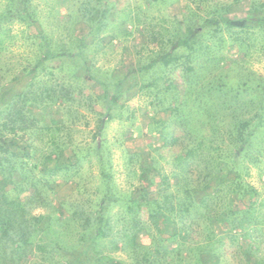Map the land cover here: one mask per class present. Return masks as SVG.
<instances>
[{"label":"rangeland","instance_id":"rangeland-1","mask_svg":"<svg viewBox=\"0 0 264 264\" xmlns=\"http://www.w3.org/2000/svg\"><path fill=\"white\" fill-rule=\"evenodd\" d=\"M260 2L264 3V0H29L34 15L32 22H1L0 95L4 98L0 99V131L4 115L12 103L22 104L20 97L16 96L20 91L27 88L47 90L53 98L56 93L65 98L25 107L36 120L37 130L32 135H38L31 138L38 151L28 160V165L34 162L38 166L25 171L37 181L46 199V204L34 207L31 214L56 216L59 209L68 217L80 210L94 216L93 206L102 195L99 190L100 165L96 154L92 149L88 150L93 146L95 135L101 136L105 148L103 153L108 155L106 171L110 174L113 191L136 196L145 187L150 198L156 199L162 207L168 205V199H172L176 191L172 158L175 153L190 147L188 129L175 118L176 106L162 109L156 104L150 92L154 85L143 89L140 86L151 79L159 87L171 84L184 75L188 63L182 57L164 67L157 65L146 73L137 72L135 68L154 55L170 33L181 25L184 28V15L188 12L193 13L200 23L224 16L238 19L249 13L252 3L257 5ZM9 4L10 0H0V13ZM86 8L88 14L85 13ZM251 13L264 17V7H258ZM123 20L131 29L127 35H124ZM197 41L201 43V57L197 64H201L204 56L217 58L216 64L205 63L204 69L201 68L204 73H211L206 78L218 77V60L224 69L233 60L234 75L238 71L253 78L264 77V30L258 26L237 28L225 24L212 25L197 36ZM241 43L244 50L238 49ZM47 48L51 51H70L74 55L44 60L37 73L25 74V66L33 65ZM78 51L83 54L76 55ZM96 78L122 79L123 95L113 105V118L110 120L103 117V86L96 82ZM214 102H218V98ZM216 115L225 121L224 125L232 120L224 110ZM248 115L253 117L254 110L245 114ZM19 135L30 134L22 132ZM56 140L68 142L59 154L61 159H69L70 162L72 149L79 150L82 156L68 170L49 174L48 168L56 164ZM254 142V148L243 161V179L258 193L257 219L264 221V133ZM45 180L47 183H44ZM207 188L213 189V183ZM203 193L205 190H200L198 195ZM231 200L233 204L238 203L236 199ZM124 212L118 203L109 208L112 219ZM136 218L140 221L138 224L146 226L148 231V234H139L138 241L153 242L150 246L154 249L158 245L156 239L167 233L153 227L146 211ZM227 222L217 208L212 214V224L217 238L218 234L223 236V243L219 263L217 259L215 264H257V261H262L264 232L255 233L251 242L236 232L237 238L233 241L231 234L235 230L229 232ZM54 224L56 230V222ZM201 230L199 227L194 234L195 243L204 239ZM69 231L74 240L79 236L81 227L71 225ZM35 235V240L41 236L39 241L51 249L52 243L48 242L50 236L46 238L40 230ZM171 245L174 247L176 242ZM103 251L105 264H132L131 249H113L104 244ZM140 252L137 254L140 255ZM66 255L68 259L77 258L83 263L92 252L79 245L73 251H67ZM190 255L187 254L185 260L196 264ZM56 258V251H35L25 264H52ZM151 258L154 261L158 259L159 264H175L170 253L155 254ZM203 259L205 264L209 263L208 255L204 254Z\"/></svg>","mask_w":264,"mask_h":264},{"label":"trees","instance_id":"trees-1","mask_svg":"<svg viewBox=\"0 0 264 264\" xmlns=\"http://www.w3.org/2000/svg\"><path fill=\"white\" fill-rule=\"evenodd\" d=\"M151 1L157 0H149ZM258 7L263 8L264 3H252L249 13L242 18L224 16L203 20L201 23L193 13L188 12L184 15L185 29L181 25L178 30L170 33L167 41L160 43L157 52L135 68L137 72L146 73L157 65L164 67L182 57H185L188 63L184 75L171 84L159 87L157 82L151 79L140 86L143 89L154 85L150 92L162 109L170 105L176 106L175 118L181 120V124L188 129L187 137L189 144L191 143L190 147L175 153L172 158L176 191L164 207L156 199L149 197L145 187L136 196L113 191L110 174L106 171L109 166L108 155L103 153L105 148L101 136L95 135L93 146L88 150L92 149L100 165L99 190L102 195L93 206L94 216L80 210L68 217L59 209L56 216L31 214L30 211L34 207L45 205L46 199L37 181L31 179L25 171L38 166L34 162L28 165V160L38 151L31 138L38 135H32L33 131L37 130L36 120L25 107L32 103L40 105L55 98L59 101L65 98L57 93L53 98L47 90L44 92L29 88L17 93L16 96L20 97L19 102L22 104L16 101L12 103L1 122L0 131V264H25L35 251L44 253L47 250L56 251V262L52 264H105L104 244L113 249H131L132 264H159L158 259L154 261L151 257L165 253L171 254L175 264H190L191 261L187 263L185 260L187 254H191L196 264H205L204 254L208 255L209 263L215 264L217 259L219 263L223 236L218 234L217 238L212 224V214L217 208L218 212H222L227 218L229 232L235 230V233L231 234L233 241H236V232L249 242L253 241L255 233H263L264 221L257 219L258 193L243 179V161L254 148L255 139L264 133V77L253 78L238 71L234 75L233 60L226 64L225 69L218 60V77L213 75L209 79L206 75L211 73H204L203 65L209 62L214 65L217 58L212 55L204 56L201 64H197L201 57V43L197 41V36L205 28L225 24L237 28L258 26L264 30V17L259 18L251 13ZM84 10L89 13L87 8ZM33 17L29 0H10L7 8L0 13V23L12 20L32 22ZM121 23L124 35L129 34L131 29L126 27L125 20ZM238 49L242 50L243 44H238ZM67 54L70 57L74 55L70 51H51L47 48L33 65L25 66V74L37 73L44 60ZM75 54L83 53L78 51ZM121 81L122 79L96 78V82L103 86V117L107 120L113 118V105L123 95ZM3 98L4 96L0 95V99ZM215 98H218L216 103ZM221 110L231 115L232 120L228 125H224L225 121L216 115L217 112L219 115ZM252 110L253 117L245 116ZM22 132L30 135H19ZM9 133L13 135H7ZM64 145L68 146V142L60 143L56 140V164L48 168L49 174L68 170L71 164L81 159L82 155L77 149H72V158L75 161L71 162L72 158L70 162L69 159H61L59 154ZM45 157L48 158L49 155ZM198 166L202 169L197 168ZM211 183L213 189L209 190L207 187ZM200 190H205V193L198 195ZM231 198L238 200V203L233 204ZM116 203L121 205L125 212L112 219L109 208ZM142 211H146L156 230L162 229L167 233L166 236L156 239L158 245L154 249L150 246L153 242L138 241L139 234H148L147 227L139 225L140 221L136 218ZM46 216L48 219L45 221ZM162 223L163 227H159ZM76 224L81 227V232L72 240L69 228ZM199 227L204 232V239L195 243L193 237ZM38 230L42 231L46 238L51 237L48 240L52 243L51 249H47L46 243L39 241L42 240L41 236L35 240ZM105 239L108 241L104 242ZM172 242H176L174 247ZM79 245L92 252L83 263L77 258L68 259L66 255L67 251H73ZM139 250L140 255L137 254ZM257 264H264V258L260 262L257 261Z\"/></svg>","mask_w":264,"mask_h":264}]
</instances>
